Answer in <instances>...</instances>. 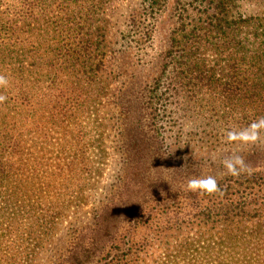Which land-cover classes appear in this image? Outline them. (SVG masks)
Returning a JSON list of instances; mask_svg holds the SVG:
<instances>
[{
  "label": "trees",
  "instance_id": "obj_1",
  "mask_svg": "<svg viewBox=\"0 0 264 264\" xmlns=\"http://www.w3.org/2000/svg\"><path fill=\"white\" fill-rule=\"evenodd\" d=\"M100 1L0 0V74L9 80L7 87H0V95L7 97L0 103V264H139L153 256L150 250L155 245L158 252L147 264H264L263 146L239 151L238 156L249 169L239 176L229 174L225 166V175H212L219 187L217 192L191 191L187 201L141 202L131 206L120 222L116 205L129 172L140 169L142 172H138L144 175L172 161L166 145L177 147L196 141L217 147L225 140L234 150L246 146L247 140L264 141V123H260L264 121V0H257L247 13L237 10L236 0H208L213 9L206 17L207 29H195L185 39L184 45L206 40L217 46L218 40L224 47L211 65L204 63L206 69L193 65L192 71L258 72L256 81L260 85H255V90L248 86L243 90L257 106L237 108L234 104L227 109L241 121L224 131L248 133L247 138L238 135L232 140L228 135L221 139L211 124H206L210 131L199 132L207 138L184 137L180 132L166 137L155 123L137 121L131 125L126 121L131 109L126 93L111 96L112 101L110 96L101 99L98 91L111 94L106 80H117L121 71L116 72L118 67L111 60L104 64L106 56L98 52L104 42L98 28L103 15L97 12ZM164 1L147 0L144 21L154 20ZM138 19L131 16V25L135 26ZM141 32L132 38L136 47L151 40L147 26ZM121 45L127 46L124 37ZM171 51L155 62L158 71H167L175 61ZM211 75L200 82L204 80L209 86L219 82ZM234 80L230 77L222 81L225 86L220 92L231 103L240 91L233 88ZM153 81L158 85L160 76ZM92 103L93 109L89 108ZM108 107L115 111L116 124H121L117 142L123 159L119 172L97 206L93 222L82 228L72 227L68 241L47 250L64 216L65 204L53 202L52 191L44 192L47 186H43L46 181L42 176L34 179L36 190L30 192L24 187L30 172H36L33 165L44 169L39 167L44 157L41 141L51 130L48 120L66 118L76 110L100 128L95 137L101 140L110 120L100 113ZM253 123H260V127L252 130ZM253 132L258 139L251 138ZM79 133L85 135L83 129ZM168 140L171 142L167 144ZM104 158V152L100 153L98 162ZM190 164L177 173L197 176ZM148 188L142 185V189ZM80 232L86 238L71 250V240Z\"/></svg>",
  "mask_w": 264,
  "mask_h": 264
},
{
  "label": "rangeland",
  "instance_id": "obj_2",
  "mask_svg": "<svg viewBox=\"0 0 264 264\" xmlns=\"http://www.w3.org/2000/svg\"><path fill=\"white\" fill-rule=\"evenodd\" d=\"M255 2L257 0H236L239 5L237 10L240 13H247L252 10ZM146 5L147 0H102L99 3L100 8L97 12L103 15L100 16L98 28L100 33L104 34V42L100 44L98 52L106 56L104 64H107L105 61L111 60V63L118 67L116 72L121 71L117 80L113 81L110 78L106 80L111 94L105 91L107 95L104 96V91H98L101 99L110 96L112 101L111 96L115 98L120 93H126L131 107L126 121L131 125L137 121L155 123L166 132V137H174L179 132L183 133L184 137L186 135L196 139L205 137L199 132L204 129L210 131L206 124H211L215 132L219 131L221 139L224 140L228 135L224 129L233 127L235 122L241 121L237 120V116L233 117L232 112L227 110L228 107L234 104L237 108L257 106V102L247 98L243 90L247 86L255 90V85H260L256 81L258 72L201 70L206 69L205 64L211 65L212 59L224 50L218 40L217 46L210 45L206 40L194 46L190 43L184 45L187 34L195 29H207L206 17L213 9V5L209 4L208 0H165L163 7L151 21H144ZM133 15L139 17L135 26L130 23ZM144 26L151 30V40L145 45L136 47L137 45L132 43V38L139 36ZM123 37L127 45L125 47L121 45ZM212 37L214 39V34ZM177 42H180L179 46L176 45ZM169 50L173 52L170 57L175 54V57L173 56L175 61L167 71H158L160 67L155 66V62ZM188 65H191V70ZM193 65H196L195 69L201 67L198 68L200 71H192ZM104 73L108 75V71ZM207 74L208 76L212 74L211 78L219 82L213 86H209L204 80L200 82ZM159 76L161 81L156 85L153 79ZM230 77L236 79L232 84L233 88L240 89L232 103L225 100L226 95L220 93L225 86L222 81ZM103 79L101 82L104 81ZM262 81L264 82V77ZM262 94L264 96V91ZM93 105L94 103L89 108L93 109ZM111 113L112 118H110ZM100 116L106 121L110 120L101 140L95 137L100 128L88 122L86 120L88 117L76 110L65 116L66 118L48 120L47 127L51 130L41 141L42 154L47 160L43 157V165H38L44 169L40 170L33 165L36 172H30L26 179L27 185L24 187L30 189V192L36 190L37 182L34 179L42 176L43 181H46L43 186H47L43 189L44 192L52 191L51 200L65 204L64 216L59 221L55 237L51 240V244L47 245V250H55V244L61 246L63 241H68L72 227L82 228L93 222L97 206L110 191L109 186L113 184V178L119 172L123 159L118 144L121 124H116L115 111L110 110V107L105 112H101ZM210 118H213L214 122L210 121ZM194 126H199V129H194ZM79 129H83L85 135H81ZM170 142L171 140H168L167 144ZM245 143L246 146L234 150L230 149L225 140L217 147L196 141L177 147L166 145L165 149H171L172 161L168 163L171 168L168 165L160 170L152 168L149 172L145 171L144 175L138 172L141 171L140 169L137 173L129 172L122 196L116 202L119 212L117 219L119 222L122 221L126 211L131 206L137 207L141 202L155 200L161 202L171 199L187 201L191 193L187 189L188 180L198 178L199 175L202 178L207 177L208 173H212L211 176L225 175L222 167L226 159L238 155L241 149H251L253 146L252 149L255 151L257 145L264 148V141L252 143L251 140H247ZM99 144H101L100 148ZM102 152L105 155L103 163L98 162L99 154ZM59 162L61 168L57 173L56 167ZM189 162L191 169L197 171V176L177 173ZM20 178H17V181ZM142 185H147L149 188L144 190ZM76 234L71 240V250L86 238L81 232ZM150 252L154 253L153 256H147L139 264H147L152 257L154 258L155 253L158 252L156 245Z\"/></svg>",
  "mask_w": 264,
  "mask_h": 264
},
{
  "label": "clouds",
  "instance_id": "obj_3",
  "mask_svg": "<svg viewBox=\"0 0 264 264\" xmlns=\"http://www.w3.org/2000/svg\"><path fill=\"white\" fill-rule=\"evenodd\" d=\"M9 84V80L7 76L0 74V87H7ZM7 97L0 95V103H3L6 101ZM260 123H264V121H261ZM260 123H253L250 127L252 130H255L260 127ZM243 136L245 138L248 137V133H234L229 132L228 138L229 140L237 138V136ZM251 138L255 139V132H253ZM224 166L226 167L229 174L233 176H239L241 172L249 170L247 168V165H245L244 160L242 157L236 155L233 157H230L224 161ZM187 189L193 192H200L201 194L207 193L212 194L214 192L219 191V187L217 184V181L212 176H207L204 178H193L188 180L187 182Z\"/></svg>",
  "mask_w": 264,
  "mask_h": 264
}]
</instances>
